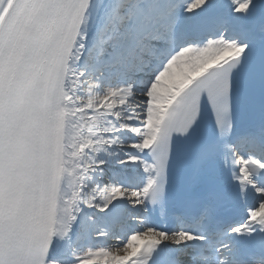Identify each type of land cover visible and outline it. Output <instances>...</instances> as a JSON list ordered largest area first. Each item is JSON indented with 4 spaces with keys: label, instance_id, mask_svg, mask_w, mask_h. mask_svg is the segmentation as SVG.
<instances>
[{
    "label": "snow or ice",
    "instance_id": "obj_1",
    "mask_svg": "<svg viewBox=\"0 0 264 264\" xmlns=\"http://www.w3.org/2000/svg\"><path fill=\"white\" fill-rule=\"evenodd\" d=\"M0 264H264V0H0Z\"/></svg>",
    "mask_w": 264,
    "mask_h": 264
}]
</instances>
